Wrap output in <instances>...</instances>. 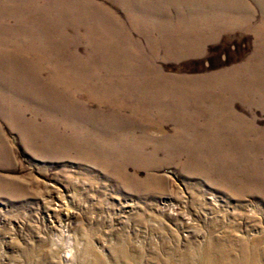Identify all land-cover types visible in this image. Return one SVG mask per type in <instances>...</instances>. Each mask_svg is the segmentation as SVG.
<instances>
[{"label": "rangeland", "instance_id": "rangeland-1", "mask_svg": "<svg viewBox=\"0 0 264 264\" xmlns=\"http://www.w3.org/2000/svg\"><path fill=\"white\" fill-rule=\"evenodd\" d=\"M243 258L264 264V0H0V264Z\"/></svg>", "mask_w": 264, "mask_h": 264}, {"label": "bare ground", "instance_id": "bare-ground-1", "mask_svg": "<svg viewBox=\"0 0 264 264\" xmlns=\"http://www.w3.org/2000/svg\"><path fill=\"white\" fill-rule=\"evenodd\" d=\"M249 263H250V261L247 258H243V259H241V261H233V262H230V264H249Z\"/></svg>", "mask_w": 264, "mask_h": 264}]
</instances>
